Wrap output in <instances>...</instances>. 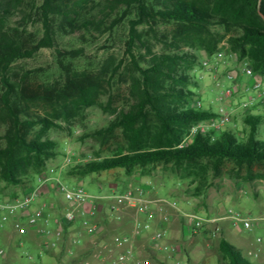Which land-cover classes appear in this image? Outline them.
<instances>
[{
	"label": "trees",
	"instance_id": "trees-1",
	"mask_svg": "<svg viewBox=\"0 0 264 264\" xmlns=\"http://www.w3.org/2000/svg\"><path fill=\"white\" fill-rule=\"evenodd\" d=\"M125 17H131L129 102L94 133L105 143L120 136L123 144L111 157L79 164L71 177L116 169L133 175L137 168L170 165L197 182L196 195H201L210 173L219 177L228 162L264 167V135L259 134L264 116L255 115L254 107L245 118L247 138L227 130L197 131L185 144L195 126L219 116L198 103L192 106L199 83L194 71L203 69L198 51L210 59L220 52L216 28L232 35L231 50L250 63L255 77L264 78V0H0V182L5 189L26 192L34 186L58 154L57 142L46 134L78 111L103 107L100 99L122 67L107 62L97 73L79 70L74 63L84 50L63 49L60 40L105 35ZM32 23L41 24V35L29 31ZM161 26L171 31L159 38L157 51L147 36ZM44 49L55 51L59 78L37 84L36 77L26 76L16 82L15 64ZM244 82L238 79L239 85ZM219 251L228 264H255L224 238Z\"/></svg>",
	"mask_w": 264,
	"mask_h": 264
},
{
	"label": "rangeland",
	"instance_id": "rangeland-1",
	"mask_svg": "<svg viewBox=\"0 0 264 264\" xmlns=\"http://www.w3.org/2000/svg\"><path fill=\"white\" fill-rule=\"evenodd\" d=\"M42 0H38L41 4ZM125 17L118 25L105 35L95 34V37L87 35L67 36L60 40V47L67 50L83 49V55L74 63L79 70H89L97 73L107 62L118 67L122 64L119 75L111 81V87L100 102L103 107H91L84 111H78L69 120L58 121L59 127L51 129L46 138L57 142V156L48 163L49 168H55L61 172L63 180L69 185L82 183L92 194H100L102 191H110L120 186L117 191L125 187H139L148 182L156 187L159 195L155 200H165L176 203V207L165 204V215L169 217L167 231L169 236L174 232L178 236L174 243L182 248L179 260L185 264H228L222 259L219 244L222 238L231 245L242 250L244 256L255 264H264V167L254 166L238 167L234 163H226L222 167V174L209 176V185L201 195H196L198 183L192 179L184 178V172H176L169 166H150L144 171L137 168L133 175H128L123 169L102 172L89 175L85 178H73L71 170L79 164L111 157L115 155L123 144L120 136H116L107 143L96 138L95 132L107 127L116 118L117 113L129 102L130 87V59L126 52L129 36V20ZM41 24L32 23L29 31L41 35ZM140 30H145L143 27ZM171 29L158 27V33H151L147 38L156 45L157 51L161 50L159 38L164 34H170ZM216 32L222 38L218 51H223L228 56L229 65L222 66L219 71L203 70L198 66L194 74L198 80V86L193 88L198 96L192 103L201 102L203 108L218 112L224 106L231 112L229 123L216 130L200 123L192 129L186 138L185 144L193 141L197 131L209 133L212 131L227 130L234 132L240 139L248 136L249 127L245 118L249 114L264 116V104L254 106L252 110L244 109L241 104L248 98L242 88L236 92L233 98L227 99L223 105L218 102L219 97L233 83L227 79L230 71H237L239 78L252 84V80L242 74V66L247 63L241 60L239 55L231 50L230 39L232 35L226 34L223 29L216 28ZM202 64L207 55L203 50L198 51ZM26 76L36 77L37 84L41 82H53L59 78V68L56 61V53L51 49L40 51L34 58L20 60L14 66L13 78L16 82H23ZM237 87V83L234 84ZM3 129L0 128V134ZM259 134L264 135V121L259 126ZM70 159V163H68ZM146 173V175H144ZM22 188H4L0 182V199H9L12 195H22ZM237 213L252 221L251 230H246L242 223L233 219ZM189 215H198L205 218L207 223L201 232L193 233V220ZM105 228L97 245L89 241L84 246H73L46 251L42 247L43 238L36 231H31L24 242L14 247V231L12 223H9L4 231V236L11 243L1 242L7 251L6 257H0V264H107L104 261L114 257L117 253L112 242L114 237L120 235L121 228L115 222L106 220V216L100 218ZM120 227V228H119ZM165 228V229H166ZM83 232V231H82ZM3 233V232H2ZM84 238V234H80ZM16 240V239H15ZM1 241V239H0ZM70 250L74 251L73 254ZM261 250L259 256L256 252ZM26 253L33 255L34 260L29 261ZM150 264H169L156 257L150 258Z\"/></svg>",
	"mask_w": 264,
	"mask_h": 264
},
{
	"label": "built area",
	"instance_id": "built-area-1",
	"mask_svg": "<svg viewBox=\"0 0 264 264\" xmlns=\"http://www.w3.org/2000/svg\"><path fill=\"white\" fill-rule=\"evenodd\" d=\"M228 57L223 51L218 52L213 59L206 58L203 62V70H211L217 72L222 66H228ZM242 74L250 80L252 84L244 82L238 84L239 73L230 71L227 74V79L233 83L218 99V102L223 103L233 98L240 88L248 98L241 104L244 109H251L258 104H264V78L255 77L253 69L249 64L245 63L242 66ZM237 83V87L234 85ZM199 108L203 104H197ZM218 117L208 120L205 123L207 126L219 130L231 120V112L224 106L218 110ZM70 163V159L67 160ZM146 185H150L148 182ZM46 189H52L60 195L67 203L61 212H54L58 208L52 209L51 205L43 201ZM169 204L176 207V203H170L165 200H151L146 196L144 187L130 186L124 191L110 190L102 191L100 194L90 193L82 183L69 185L63 180L61 172L55 168H49L45 173L38 176L32 188L24 192L22 195L14 199H0V234L6 230L9 223H12V228L15 234L16 246L21 245L24 239L31 231H36L43 238L42 247L46 251L57 250L63 247H68V244L80 246L83 244L81 236H71V230L80 224V227L85 233L90 236L97 235L102 224L100 218H106L122 222L124 220L123 212L125 209L135 210L137 217L133 223V230L127 235H118L113 239V246L117 253L114 257L105 259L107 264H149V262L137 257L134 239L152 230V223L160 216L162 227L159 228L152 236L154 248L157 252L159 260L168 262L169 264H185L179 260L182 254V248L168 241L167 223L169 217L165 215L164 205ZM193 220V233L204 230L207 223L205 218L198 215H189ZM233 219L242 223L246 230H251L253 227L252 221L249 218H244L240 213L233 216ZM166 228V229H165ZM261 250L256 252V257L259 256ZM73 254L74 251L70 250ZM7 251L1 245L0 241V257H6ZM26 258L29 261L34 260L33 255L26 253ZM89 264V263H85Z\"/></svg>",
	"mask_w": 264,
	"mask_h": 264
},
{
	"label": "crops",
	"instance_id": "crops-1",
	"mask_svg": "<svg viewBox=\"0 0 264 264\" xmlns=\"http://www.w3.org/2000/svg\"><path fill=\"white\" fill-rule=\"evenodd\" d=\"M142 187H144L145 192H146V196L151 199V200H155V196L159 195V191L156 190V187H154L153 185H143ZM120 188V186H116L115 189L113 190H118ZM125 189H127V187H125ZM125 189H122V191H124ZM43 201L48 202L52 209H54L55 204H58V208H56V210L54 212H61L63 210V208L65 206H67V203L63 200V198L57 194V192L55 190H50V189H46V193L43 197ZM124 215V220L122 222H115L112 221L108 218H106L107 221L110 222H115L116 224H118L120 227V229L118 230V232L120 233V235H127L130 234L133 230V223L134 220L139 217V215H137V213L135 212V210H131V209H125L123 212ZM162 227V223L160 220V216H157V218L154 220V222L152 223V230L144 235H142L139 238L134 239V247H135V251H136V255L138 258L145 260L147 262H149L150 264V258L156 257L159 260V257L157 256V252L154 248V244L152 241V236L155 234V232ZM83 229L80 227V224H77L70 232L71 236H80V234H84V238L83 239V245L85 246L86 243L89 241H93L94 245H97V241L99 240V237L101 234H104L105 228L102 227L101 231L94 236H90L87 233H85ZM14 240H12V245H14V247H16V241H15V234H14ZM178 236L176 235V233H172L169 237H168V241L173 242L175 241V239ZM0 239L1 242L8 245L9 243H11L9 241V239H6V237L4 236V232L0 234Z\"/></svg>",
	"mask_w": 264,
	"mask_h": 264
}]
</instances>
